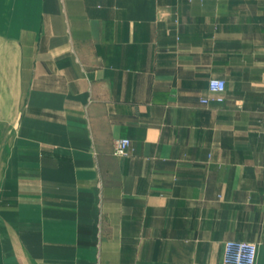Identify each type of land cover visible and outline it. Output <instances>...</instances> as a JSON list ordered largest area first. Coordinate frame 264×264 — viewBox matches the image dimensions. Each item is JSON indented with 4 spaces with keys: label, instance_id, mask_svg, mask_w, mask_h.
<instances>
[{
    "label": "crops",
    "instance_id": "crops-1",
    "mask_svg": "<svg viewBox=\"0 0 264 264\" xmlns=\"http://www.w3.org/2000/svg\"><path fill=\"white\" fill-rule=\"evenodd\" d=\"M227 240L264 264V0H0V264H224Z\"/></svg>",
    "mask_w": 264,
    "mask_h": 264
},
{
    "label": "built area",
    "instance_id": "built-area-1",
    "mask_svg": "<svg viewBox=\"0 0 264 264\" xmlns=\"http://www.w3.org/2000/svg\"><path fill=\"white\" fill-rule=\"evenodd\" d=\"M208 90L212 99L216 102H223L225 82L220 78H210ZM208 99H201L206 103ZM130 140L128 138H117L114 141L113 152L116 155H125L128 152ZM256 245L250 241L227 240L224 242L222 261L224 264H255Z\"/></svg>",
    "mask_w": 264,
    "mask_h": 264
}]
</instances>
